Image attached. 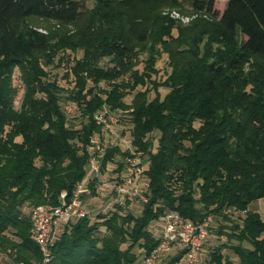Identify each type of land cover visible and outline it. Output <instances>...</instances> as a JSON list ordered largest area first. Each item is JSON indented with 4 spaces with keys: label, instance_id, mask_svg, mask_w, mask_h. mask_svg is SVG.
Here are the masks:
<instances>
[{
    "label": "trees",
    "instance_id": "1",
    "mask_svg": "<svg viewBox=\"0 0 264 264\" xmlns=\"http://www.w3.org/2000/svg\"><path fill=\"white\" fill-rule=\"evenodd\" d=\"M177 1L97 0L88 12L80 0H0V256L41 263L25 211L57 206L62 192L71 202L88 175L89 154L79 145L103 139L93 116L107 106L120 112L118 130L143 164L149 160L148 202L138 214L126 201L95 222L66 225L50 264H136L135 249L143 260L158 246L152 227L170 213L192 222L213 216L209 237L219 224L226 242L208 264H264V213L251 209L264 203V0H228L221 15L216 0H198L194 8L206 18L185 29L162 15ZM31 20L60 31L41 33ZM61 52L83 53L71 61V89L47 77ZM164 55L170 72L153 81ZM68 104L80 112L78 127ZM125 155L113 143L104 147L101 181L118 178ZM100 180L90 185L92 196ZM232 209L238 213H226ZM171 251L162 264H182L185 251Z\"/></svg>",
    "mask_w": 264,
    "mask_h": 264
},
{
    "label": "built area",
    "instance_id": "2",
    "mask_svg": "<svg viewBox=\"0 0 264 264\" xmlns=\"http://www.w3.org/2000/svg\"><path fill=\"white\" fill-rule=\"evenodd\" d=\"M74 106V109L72 108ZM76 106H66L68 114L73 113ZM96 124L103 129V139L99 136L91 138L89 145L80 144L82 150L89 154L88 175L84 181L76 185L71 202L68 193L62 192L57 206L41 205L31 210L33 238L42 252L40 264H50L53 258V247L59 240L66 225L78 219H93L91 212L85 208L83 197H92L90 185L101 178L100 157L108 144L119 146L126 154L123 159L125 167L118 178L110 181H97V195L107 200L109 210L114 206H125L126 201L145 204L148 202L147 191L149 182L144 179L143 155L133 146L128 136L120 133L121 114L107 106L97 110L93 116ZM111 207V208H110ZM226 213H238L236 209ZM160 227H152L154 236L159 239L158 246L144 256L142 264H161L174 245H179L185 251L182 264H198L201 260L205 242L209 237V229L214 223L213 216L201 222L184 220L176 213H170L161 218ZM24 264V263H9Z\"/></svg>",
    "mask_w": 264,
    "mask_h": 264
},
{
    "label": "rangeland",
    "instance_id": "3",
    "mask_svg": "<svg viewBox=\"0 0 264 264\" xmlns=\"http://www.w3.org/2000/svg\"><path fill=\"white\" fill-rule=\"evenodd\" d=\"M198 0H178L177 3H175L174 6H166L164 8H162V15H166L169 16L171 19H173L177 26L180 27L181 29H185L187 26H189L192 22H194L196 19L200 18V17H204L206 18L203 14V12H198L196 11V9L194 8V4L195 2ZM84 11H91L92 9H94L97 0H80ZM228 0H216L215 3V10L221 15L223 14V12L226 9ZM30 25H32L33 27H35L38 31H40L41 33L44 34H48L50 31L57 33L58 31H60L59 26L53 22L50 21H43V20H31ZM175 36L177 35V32H174ZM83 56L82 52H77V53H71V52H67V53H63L61 52L59 54L58 59L56 60L55 64L49 65L48 67H46L47 70V77L50 78L51 81L53 80H57V82L59 83L60 86H62L65 89H71L74 86V82H73V77L69 76L68 72L70 70V67L72 66V60L74 58L77 59H81ZM62 60L64 62H59V60ZM67 62V63H66ZM167 62H168V58L166 55H164L162 57V59L157 63V70H159L158 75H153L152 80H157L158 82H163L164 79L166 78V75L170 72L168 66H167ZM70 63V64H69ZM108 64V60L105 59L102 62V66H107ZM138 69L142 72L143 70V65H140L138 67ZM15 84L19 87L21 86L20 80H19V74H16V78H15ZM151 87L150 83H147V86H139L137 88V91H144L146 89H149ZM107 89L108 85L106 83H100L99 84V89ZM98 89V90H99ZM97 90V91H98ZM133 92L131 96H128L125 99L126 103H131L133 96L136 94V92ZM160 94L161 97L164 98V96L168 93V90L165 89H160ZM42 97V96H41ZM22 98H23V91H21L19 97L17 98L16 101V108L20 109L21 107V103H22ZM155 98V92H151L150 94V99H154ZM72 104H68L66 106H71ZM65 106V109H66ZM72 108L74 109V106H72ZM80 112L78 111V108L76 107L73 113H70L68 116L71 119V121L74 123V125H76L77 127L79 126L81 120L80 119H76L75 116H79ZM75 118V119H74ZM122 130V128H121ZM155 138H158L157 134L154 136ZM157 146V141L156 144ZM144 169L147 170L149 168V160H145L144 164ZM85 208L91 212L92 214V222H95L97 219V216L100 213H105L108 212L109 209L108 208V202L107 200L103 199L101 196L97 195V196H92V197H88L85 200ZM111 208V207H110ZM132 212L135 214H138V210L141 208L139 206V204H137L136 202L132 203ZM251 209L253 211H257L261 214L264 213V203L263 201H257L255 203L252 204ZM26 214L30 215V210H26L25 211ZM30 220H31V216H30ZM159 224V223H158ZM155 225V224H154ZM153 225V226H154ZM157 225V223H156ZM160 225V224H159ZM158 225V226H159ZM214 232L213 234L210 235V237L208 238V240L205 242L204 248H203V253L201 256V260L198 262V264H208V260H209V253L210 251L222 244L225 243V239L223 238H218L219 235H217L216 231L217 228L219 226V224L214 225ZM216 229V230H215ZM248 246V245H247ZM134 253L136 254V256L138 257V261L136 264H142V257L140 255V250L137 248L135 249ZM227 254V252H225ZM170 254H174V251H171L168 253V255H166L164 261L167 259V257ZM163 261V262H164ZM162 264V263H161Z\"/></svg>",
    "mask_w": 264,
    "mask_h": 264
},
{
    "label": "crops",
    "instance_id": "4",
    "mask_svg": "<svg viewBox=\"0 0 264 264\" xmlns=\"http://www.w3.org/2000/svg\"><path fill=\"white\" fill-rule=\"evenodd\" d=\"M160 224V225H159ZM157 223V225L155 224L153 226L154 227H160L161 226V223ZM159 225V226H158ZM9 263H12L8 258L4 257V256H0V264H9Z\"/></svg>",
    "mask_w": 264,
    "mask_h": 264
}]
</instances>
